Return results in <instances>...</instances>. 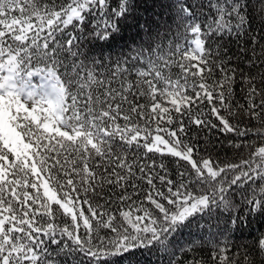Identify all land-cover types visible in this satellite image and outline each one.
Listing matches in <instances>:
<instances>
[{"label": "snow or ice", "instance_id": "obj_1", "mask_svg": "<svg viewBox=\"0 0 264 264\" xmlns=\"http://www.w3.org/2000/svg\"><path fill=\"white\" fill-rule=\"evenodd\" d=\"M253 216L264 0H0V264H264L217 239Z\"/></svg>", "mask_w": 264, "mask_h": 264}, {"label": "trees", "instance_id": "obj_2", "mask_svg": "<svg viewBox=\"0 0 264 264\" xmlns=\"http://www.w3.org/2000/svg\"><path fill=\"white\" fill-rule=\"evenodd\" d=\"M144 6L145 5L141 4V12H143ZM134 35L135 31L133 29H126L124 32V42H126L129 37ZM232 47L234 49L235 45H233ZM85 51H87V46L85 47ZM126 51L127 50L125 49V52ZM253 123L256 122L254 121ZM201 135H203V133H201ZM209 135L211 137L212 144L215 145V151H212V156L214 159L218 158L221 162H238L241 156H243L244 158L248 157L249 151L247 148L241 151L239 149H235L229 146L227 138L219 134L218 132H215V130L212 133H209ZM233 139H235L237 142H239L240 140V138L235 137ZM250 143L254 145H259L260 142L257 140H252ZM201 151L203 150L201 149ZM167 159L169 161L172 160V158L170 157ZM182 163L183 162H181V164ZM167 167L170 169L173 179H175V171L177 166L169 162L167 164ZM240 199L241 198L239 196L236 197L238 210L244 212V215H247L246 209H244V207L240 204ZM234 214L236 213L234 212ZM249 220L250 223L246 226L240 227L239 230L226 232L224 234V237H217V239L224 240L226 243L229 244L232 253L239 252L241 259L243 258L244 250L246 248H250L255 239L260 236L262 232H264V217L253 216L250 217ZM215 224V219L209 220L208 223L205 225L204 230L200 232V235L208 236L215 234L217 231ZM221 227H223L222 223ZM185 236H187V233H185ZM50 247L55 248L56 246L52 245ZM58 259L60 260L61 264H71V261L65 257H60ZM136 261H138L139 264H166L165 260H162L158 254H155L154 252H150L148 250L138 251L136 253Z\"/></svg>", "mask_w": 264, "mask_h": 264}]
</instances>
